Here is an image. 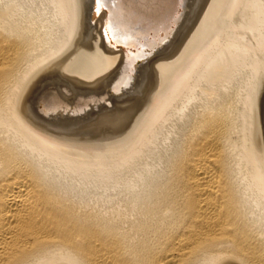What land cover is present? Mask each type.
<instances>
[{
	"label": "bare ground",
	"instance_id": "bare-ground-1",
	"mask_svg": "<svg viewBox=\"0 0 264 264\" xmlns=\"http://www.w3.org/2000/svg\"><path fill=\"white\" fill-rule=\"evenodd\" d=\"M102 3L0 0V264H264V0Z\"/></svg>",
	"mask_w": 264,
	"mask_h": 264
},
{
	"label": "rangeland",
	"instance_id": "rangeland-1",
	"mask_svg": "<svg viewBox=\"0 0 264 264\" xmlns=\"http://www.w3.org/2000/svg\"><path fill=\"white\" fill-rule=\"evenodd\" d=\"M141 63H143V60L138 61L137 64L139 65V64H141ZM121 86H122V87H121ZM119 87H120V88H124V87H126V86H125V83H122ZM133 88H134V87H133ZM133 88H132V90H133ZM139 91H140V90H139ZM128 94H130V93H128ZM105 97L108 99L107 96H105ZM105 102H106L109 106L111 105V104H110V103H111L110 100H106V101H104V103H105ZM109 102H110V103H109ZM106 103H105V104H106ZM97 120H98V119H97ZM99 121H100V120H99ZM102 121H103L104 123H103ZM102 121H101L102 123L99 122L97 125L95 124L94 126H95V127H98V128L101 127L102 129H104V128L106 127V126H105V125H106L105 123H107V122L104 121V120H102ZM99 124H100V125H99ZM101 124H102V125H101ZM103 124H104V125H103ZM103 126H105V127H103ZM101 128H100V130H102ZM98 130H99V129H98ZM99 132H101V131H99ZM105 135H107V134L103 133V136H105ZM98 136H99V137H98ZM98 136H97V138H101L100 135H98ZM88 137H93V135L88 136ZM92 190H93V189H92ZM94 191H95V189L93 190V192H94ZM97 191H98V190L95 191V192H96L95 194L92 193V195H93L94 198H95L96 196H99L98 198H100V197H104V196L107 194V193H106V194H103L104 196H101V195H99V194H100L99 191H98V192H97ZM100 192H101V191H100ZM109 193H110V194L112 193L111 195H114V196H112L111 199H108V198L105 196L106 199L104 198V200H103V199L101 198L102 201H100V199H98V198H96L95 201H94V198L91 197V195H90L91 198L88 200V198H89V196H88L85 200H86V201L88 200L87 202H88V204L90 205V207H94L96 210H97L98 208H100V209H98V210H99V211L102 210V211H103V212H102L103 214H104V211L106 212V210H107V213L109 214V213L111 212V211H110V208H113V209H114L115 207H117L118 209H120V208L123 207V202L121 201V196H122V195H119L120 197L117 196V194H116L115 191H110ZM113 193H114V194H113ZM90 194H91V192H90ZM95 195H96V196H95ZM114 197H115V198H114ZM97 199H98L100 202H99ZM115 199H116V200H115ZM117 199H118V200H117ZM119 199H120V200H119ZM107 200H108V201H107ZM90 201H91V202H90ZM92 201H93V202H92ZM111 202H112V203H111ZM97 203H98L99 205H98ZM100 203H101V204H100ZM104 203H105V204H104ZM106 203H107V204H106ZM121 203H122V204H121ZM92 204H93V205H92ZM108 204H109V205H108ZM110 204H111V205H110ZM112 204H113V205H112ZM101 205H102V206H101ZM115 205H116V206H115ZM117 205H118V206H117ZM103 206H104V207H103ZM101 207H102L103 209H102ZM105 207H106V208H105ZM108 207H109V209H108ZM119 207H120V208H119ZM104 208H105L106 210H105ZM108 210H109V212H108ZM108 214H107V215H108Z\"/></svg>",
	"mask_w": 264,
	"mask_h": 264
},
{
	"label": "water",
	"instance_id": "water-1",
	"mask_svg": "<svg viewBox=\"0 0 264 264\" xmlns=\"http://www.w3.org/2000/svg\"><path fill=\"white\" fill-rule=\"evenodd\" d=\"M136 46H130L131 48H136ZM50 264H74L71 261L69 262L68 260H66L65 258H60V259H55V261H52Z\"/></svg>",
	"mask_w": 264,
	"mask_h": 264
},
{
	"label": "snow or ice",
	"instance_id": "snow-or-ice-1",
	"mask_svg": "<svg viewBox=\"0 0 264 264\" xmlns=\"http://www.w3.org/2000/svg\"><path fill=\"white\" fill-rule=\"evenodd\" d=\"M95 3L97 5V9H99L100 7L103 6L102 0H95ZM125 86H127V85H125Z\"/></svg>",
	"mask_w": 264,
	"mask_h": 264
}]
</instances>
